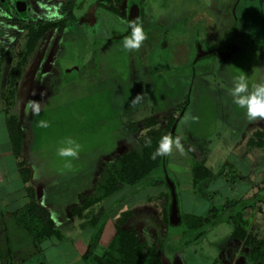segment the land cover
Listing matches in <instances>:
<instances>
[{"label": "rangeland", "instance_id": "1", "mask_svg": "<svg viewBox=\"0 0 264 264\" xmlns=\"http://www.w3.org/2000/svg\"><path fill=\"white\" fill-rule=\"evenodd\" d=\"M49 1L45 15H61L63 1ZM136 4L143 11L147 38L139 49L127 50L123 39L131 31L121 39L108 37L129 30L130 9ZM73 11L74 24L48 30L29 53H24L28 38L22 37L0 73V145L8 137L5 116L13 113L21 118L24 134L19 158L47 179L53 199L65 198L64 211L96 194L111 155L147 131L125 136L128 125L152 115L161 119L156 127L177 117L184 151L168 156L165 177L176 183L180 207L185 191L200 194L191 183L195 156L205 158L217 175L208 186L212 198L195 206L196 212L243 196L233 189L240 178L254 189L245 198L256 194L264 201V146L248 145L254 131L264 132V119L248 120L230 93L239 75L248 78L250 88L264 81V0H75ZM229 35L232 47L221 48ZM199 44L211 52L197 59ZM8 70L13 80L6 84ZM33 101L41 102L39 115L33 114ZM41 119L50 126L39 127ZM68 138L81 145L77 158L57 155ZM14 163L12 155H0L2 191L19 187L18 174L11 172ZM168 190L165 184H153L125 200L116 209L132 215L125 228H152ZM21 193L15 190L9 197L23 205ZM115 198L88 209L96 212ZM184 231L183 225L169 226V233Z\"/></svg>", "mask_w": 264, "mask_h": 264}, {"label": "trees", "instance_id": "2", "mask_svg": "<svg viewBox=\"0 0 264 264\" xmlns=\"http://www.w3.org/2000/svg\"><path fill=\"white\" fill-rule=\"evenodd\" d=\"M62 1L61 15L58 17H47L45 15L46 12H48L47 5H51L52 1L0 0V73L3 70V65L10 59L8 56L22 37L26 36L28 38V49L24 53H29L32 51L38 39L44 37V34L48 30H60L63 26L69 27L70 24H74L76 21L73 11L75 0ZM107 1H113L118 4L122 2V0ZM130 6L131 2L129 3V7ZM118 11L119 7H115V12ZM142 16L143 11L140 8L139 23L142 22ZM130 31L131 29L129 28L128 31L121 32L118 35L113 33L108 39H121ZM227 38L226 43L221 45V48L229 49L232 47V43H230L229 40L230 35ZM11 75L12 71L8 70L7 78H5L6 84L13 80ZM160 120L158 116L152 115L147 117L143 123H131L128 125L124 134L125 136L133 135L143 129L147 131L138 139H132L125 149L111 155L112 161L108 162L104 169L106 174L101 181H99L96 194L85 198L83 204L76 209L78 214L83 215L84 210L96 204H100L105 199L116 196L107 206L103 205L99 207L96 212L89 211L86 213L87 216L92 213L90 217L93 235L89 253L93 252L111 215L125 200L148 186L153 184H165L168 186L169 190L166 192V204L163 209V214L168 227L183 225L187 232L191 233L195 239H199L203 237L209 229L221 222H234L237 225L235 235L245 240V244L250 250V258L256 259L263 257L264 259V239H259L253 234L250 235L247 231V228L250 226L258 210L259 202L263 201L262 199H256V194L246 198H229L223 202L221 207L211 203V206L200 215L179 214L178 218H172V192L167 184L168 178L166 179L165 177V174L169 173L167 167L168 156L158 157L153 160L151 155L159 146V140L163 135H178L176 127L172 132L177 117L171 116L165 126L156 127ZM6 125L14 156L18 159V166L22 179L24 182H27L30 170L25 166V162L19 158L23 146V133L16 115L13 113L6 114ZM263 135L264 132H254L253 138L248 141V145L251 147L257 145L264 146ZM256 136L257 138H254ZM193 158L194 162H192L191 170L194 185L198 187L199 193L203 196L213 194L207 188L211 182L215 180L217 175L213 169L207 165L205 158L199 159L196 156ZM224 174L226 173H221L222 176ZM233 177H235V175L231 176V178ZM170 179L173 181L172 178ZM174 185L176 190V183H174ZM27 190L30 200L15 214V219H17L20 226L38 245L52 235L60 236V232L54 227V222L47 210L35 201L33 189L29 187ZM129 216V214L124 213L121 218L117 220L116 233L107 251L104 255H95L94 264H163L160 256V249L155 243L148 245L140 241L135 230H129L124 227ZM8 253L11 256L13 250L10 249ZM3 256L4 252H2V257ZM2 257L0 256V259Z\"/></svg>", "mask_w": 264, "mask_h": 264}, {"label": "crops", "instance_id": "3", "mask_svg": "<svg viewBox=\"0 0 264 264\" xmlns=\"http://www.w3.org/2000/svg\"><path fill=\"white\" fill-rule=\"evenodd\" d=\"M17 118L19 126H21V118ZM20 128L22 130V127ZM7 136V139L4 141L5 145H0V155H12L15 159L11 172L18 174L19 187L16 186L14 188L15 190H21L22 193L20 198L22 196L25 197L26 202L21 205L16 201V198L9 197V194L15 190H10L9 192L1 190L4 189L6 183L1 178L2 170L0 169L1 257L2 252H4V256L0 259V264H94V256L104 255L107 251L109 244L116 233L117 220L121 218L124 212L118 214L115 211L111 215L104 227L101 238L93 249V252L89 253L91 238L93 235L90 217L92 216V213H89L90 215L88 216L85 213L86 211L83 212V215L78 214L76 209L80 206L73 208L70 211H64L65 209L62 206V202L64 201H62V199L65 198L53 199L50 196L52 191L50 190V185L47 179L34 172L33 166L27 161L25 162V166L29 168L30 174L28 181L24 182L19 170L18 159L13 153V147L8 132ZM23 150L24 134L23 149L21 150V153ZM5 170L7 174V167ZM191 175V183H193V174L191 173ZM245 183L246 180L241 178L240 181L236 182L233 186L234 191L239 193V195H243L241 197H244L247 194L252 195L254 193L252 185L246 187ZM45 184H48V186ZM41 185L42 187L44 185V190L41 191L42 193L38 190L39 187L41 188ZM29 187L33 189L35 201L47 210L49 216L54 222V227L60 232V236L52 235L40 245L35 243V241L25 233V230L20 224L12 221L15 219V214L29 202L30 197L28 196L27 190ZM209 188L207 189L211 192ZM190 189H192V186ZM192 192L193 191H185L182 195L183 207H180L178 200L179 214L200 215L199 211L196 212L195 206H198L200 202L203 204L204 199L212 197L211 194L203 196ZM165 204L166 199L163 202L164 207ZM222 205L223 202L220 203L219 207ZM258 205V210L255 213L250 226L247 228V231L250 235L253 234L259 239H264V201L263 203L259 202ZM94 206L96 207L97 204ZM181 208L183 209L182 211ZM89 211H92V209H88L87 212ZM131 216L127 218L125 224ZM151 224L152 228L149 229L143 228L140 230L134 226L129 230H135L140 241L145 242L148 245L155 243L160 249V256L163 264H264L263 257L256 259L250 258V250L245 244V240L235 235L237 225L234 222H221L209 229V231L199 239H195L194 236L187 231L178 234L169 233V227L166 225L163 212L158 213L156 221H153ZM186 235L188 237H186ZM10 249L13 250L11 256L8 253Z\"/></svg>", "mask_w": 264, "mask_h": 264}, {"label": "clouds", "instance_id": "4", "mask_svg": "<svg viewBox=\"0 0 264 264\" xmlns=\"http://www.w3.org/2000/svg\"><path fill=\"white\" fill-rule=\"evenodd\" d=\"M128 27L131 29L130 35L123 39V47L127 50L139 49L143 41L147 38L143 24L130 21ZM232 102L239 108L245 110L248 120L255 121L257 118L264 119V81L253 84L250 88L248 78L245 75H239L233 80L230 89ZM31 108L34 115L41 112V102H31ZM38 126L41 128L49 127V121L39 120ZM67 146L57 148V155L63 158H77L81 150V145L75 140L68 138ZM174 150L184 151V145L179 135H163L159 140V146L152 153L153 160L158 157H167L172 155Z\"/></svg>", "mask_w": 264, "mask_h": 264}, {"label": "water", "instance_id": "5", "mask_svg": "<svg viewBox=\"0 0 264 264\" xmlns=\"http://www.w3.org/2000/svg\"><path fill=\"white\" fill-rule=\"evenodd\" d=\"M139 11H140L139 10V6L137 4L134 5V7L131 10V15H130L129 20L130 21H133L134 20V21L138 22V19H139ZM233 11H235V8H234ZM210 52H211V50H208V51L207 50H204L202 48V46L199 44V52H198L197 59L200 56H202L203 54H209ZM176 123H177V121H176ZM176 123L173 126L172 132L175 130ZM167 181H168V185H169V187L171 189V192H172L171 216H172L173 219H176V218L179 217L177 193H176V190H175L174 182L169 177H168Z\"/></svg>", "mask_w": 264, "mask_h": 264}, {"label": "flooded vegetation", "instance_id": "6", "mask_svg": "<svg viewBox=\"0 0 264 264\" xmlns=\"http://www.w3.org/2000/svg\"><path fill=\"white\" fill-rule=\"evenodd\" d=\"M132 10V9H131ZM139 10H140V8H139ZM131 15V14H130Z\"/></svg>", "mask_w": 264, "mask_h": 264}]
</instances>
